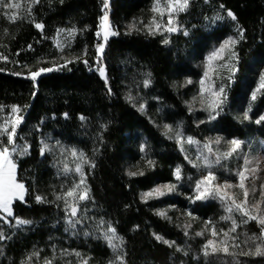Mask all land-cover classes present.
I'll list each match as a JSON object with an SVG mask.
<instances>
[{"label":"trees","instance_id":"16d2710c","mask_svg":"<svg viewBox=\"0 0 264 264\" xmlns=\"http://www.w3.org/2000/svg\"><path fill=\"white\" fill-rule=\"evenodd\" d=\"M7 2L20 7H0V57H6L0 58V109L10 112L18 106L25 112L15 141L27 153H16L15 159L18 179L27 191L23 201L14 202L10 223L0 220V232L7 237L0 240V264H20L33 252L39 255L26 264H110L117 255L124 264H264V255L242 254L254 253L264 241L251 239L260 235V226L241 223L239 213H233L238 227L230 233L236 237L230 241L237 245L230 247L235 255H203L210 232L196 233L204 230L205 222L217 231L232 227L230 220L220 219L228 213L217 200L141 199L142 191L172 182L178 166L186 170L184 153L158 124L180 125L199 136L186 103L191 87H184L183 81L199 77L198 62L235 27L243 31L236 46L237 71L228 84L227 107L212 128L229 138H264V120L256 122L264 116V93L251 103L247 96L256 72L264 67V0H191L175 18L177 31L162 27L156 34L148 30L155 27L153 19L162 25L166 19L161 21L152 11L154 0H108L106 9L103 0ZM13 12L19 17L15 22L8 19ZM105 12L118 35L108 38L101 54L97 32ZM36 23L43 24V30ZM61 27L77 33L65 50L53 41ZM101 67L107 83L98 71ZM39 69L52 70L33 81L30 72ZM145 79L151 81L148 87ZM247 105L250 118L237 116L236 106ZM45 143L52 151L41 155ZM68 149L83 152L95 167L73 158ZM77 163L83 165L90 199L79 203L81 222L72 227L63 200L56 196L80 181L79 173L63 171L64 164L75 169ZM129 171L138 174L129 176ZM37 196L44 202H37ZM175 204L191 216H184ZM162 208L166 217L157 214ZM16 219L31 223L17 226ZM109 223L124 238L117 252L103 237ZM156 235L174 245L158 241Z\"/></svg>","mask_w":264,"mask_h":264},{"label":"snow or ice","instance_id":"6c2138e0","mask_svg":"<svg viewBox=\"0 0 264 264\" xmlns=\"http://www.w3.org/2000/svg\"><path fill=\"white\" fill-rule=\"evenodd\" d=\"M34 2H38V0H34ZM104 2V8L106 9L108 7L107 0H103ZM191 0H154L152 11L159 15L160 20L164 21L165 17L166 23L163 25L160 22H157L154 18L152 21V24H154L153 27H149V33L150 34H156L157 32H160L162 27L163 30L167 32H175L177 31V28L174 26L175 24V18L179 15L181 12H185L190 4ZM0 7L8 8V9H17L20 7V4L18 3H9L7 0H0ZM6 15H8L6 13ZM228 16H230L233 20L236 19L234 14L229 11ZM18 15L13 12L11 15H8V19L11 22H15L16 19H18ZM35 27L37 29L43 30V24L36 23ZM100 27L103 31V44H98L97 49L98 52L101 54L103 53V49L105 44L108 41V38L110 36L118 35L116 31L112 29V26L110 25L108 21V13L105 12L104 15L101 17V23ZM131 27H135V25H132ZM59 32H63L65 30L60 29ZM74 32V30H69V34L71 35ZM101 35L100 32H97V36L99 37ZM240 39H243V31H240L239 33ZM237 39H234L232 37H229L226 39L218 49L214 50L206 59L205 64V72L204 77H209V67L211 65V62L213 60H220L223 59L224 52L226 49H229L231 46H234L237 43ZM164 43L167 44L168 40L165 39ZM59 46V42H58ZM235 53H233V56ZM6 59V57H0ZM71 62V61H69ZM87 63V61H85ZM52 69H39L35 72H30V78L35 81L36 78L44 71H51ZM100 76L105 79V82L107 83V77L105 74V70L103 67L98 69ZM151 83L150 79H145L144 86L148 87ZM187 83H191V81H187ZM201 85V100L202 102L204 100H207V108L211 112H217L218 109L221 108V105L224 103L226 96L224 94V88L220 87L219 89L214 88H205V79L200 80ZM110 91V89H109ZM258 93H264V73H262L259 77V84L255 90L251 93V99L255 101L257 99ZM129 100L133 99L131 96L128 97ZM144 106H140V110L143 111ZM12 113H18L20 109L16 106H13L11 109ZM218 114V113H217ZM247 113L245 114V119H247ZM81 119H85L84 117H81ZM210 119H215L214 115L210 116ZM262 120H264V116L260 117L259 120H257V123H260ZM22 122V117L16 116L8 117L3 125H0V136L5 137L3 141H0V212L6 213V216L0 217V220H3L5 222L7 221V217L13 216L12 212V203L14 200H24V196L26 194V189L23 183H20L16 179V164L13 161L12 152L19 151L20 154H26L27 148H20L16 149L15 147H12L10 149L9 146H12L15 144L16 140V133H17V127ZM167 132L172 131L171 126L165 125L164 126ZM170 139L173 137H169ZM175 139L177 143L181 146V150L184 151V143L187 144H198L199 142L194 140L192 137L184 138L182 133L177 131L175 133ZM216 145L220 144V139L217 138L215 141ZM243 142L237 139H233L231 141L227 142V150L225 151H219V149L215 150L212 147V142H208L203 144L202 149L200 151V155L196 157L195 160L190 161L192 163L193 167L197 168H207L211 169L213 165H219L224 160L231 159L234 154H237L241 150ZM52 151V148L49 147L46 143L43 144V146L40 149L41 155H43L45 152ZM61 151H65L64 149H61ZM68 152H70L71 156L73 158H76L80 161H83V163H89L91 167H95L94 163H90L87 158L85 157V154L83 152H78L76 149H68ZM140 151H145V146L141 145ZM210 157H214V159H210ZM198 161H200L198 163ZM148 163L151 165L153 162L148 161ZM260 163L261 161L259 159L255 160V162L251 159H249L246 155L243 156V164L241 167L236 171L235 176L237 177L238 183L232 184L228 183L227 181L223 184L214 183V181L217 180V177L212 171H208L206 175L202 176L200 179H198L195 183V191H196V200H207V199H218L221 204L224 207V210L228 215L221 216V220H230L232 222V227L228 231H224L223 229L217 231L215 225L211 224L210 221L205 222V228L203 231L197 232V236H204L205 232H210L211 238L206 239L205 243L202 245V253L205 257H208L210 255H215L217 253H224L226 255H235V253L230 252V247H237L235 244H230V241H234L236 237L231 236L230 233L236 232V229L238 227L236 220L233 218V213H239L241 217V223L247 224L250 221H255L260 226V235L259 236H253L251 239L256 240L259 239L261 241H264V207H261L262 204H264V184L260 185V197L259 199H255L256 194V187L254 184L255 179L257 178V173L260 171ZM252 165V167H250ZM63 171L65 173H68L70 171H75L76 173L80 174V181L78 183L73 184L70 186L65 192H63L61 195L56 196V200H63L66 214L69 217V224L72 227H75L77 223L81 222L80 218V208L79 203L81 201H86L90 199L89 196V190L85 184V177L83 172V165L82 163H77L75 166V169H70L67 164H64ZM129 176H135L138 173L134 171H129L127 173ZM142 175L143 173H139ZM174 176L177 180L181 179V168L178 166L174 171ZM252 178L253 185L251 189H249L245 181L249 178ZM81 185H84L82 188ZM175 188V185L173 184H165L157 186L147 192H144L141 194V199L145 202L149 198H158L160 196H163L166 194V192H171ZM239 189L240 193H242L243 199L239 200L237 199V196L239 193L232 192L230 193L229 189ZM250 192L253 196V200L250 203L249 202V195ZM43 197L37 196L36 200L37 202H44ZM255 213V214H254ZM158 215L165 216L166 212L159 211L157 213ZM189 216H191V213H188ZM17 226H23L26 224L31 223L27 220L22 219H16L15 221ZM99 224H104L105 222L103 220L98 222ZM211 225V227H209ZM190 227V225H185V228ZM187 231L185 232V235H187ZM85 235H89V233H85ZM223 237L220 239V237ZM103 237L106 240L108 246L113 250V252H117L118 249H121L124 245V238L121 236H118L116 233V229L112 227V225L109 223L105 231L103 232ZM3 232H0V240L6 239ZM158 241H162L163 243L169 245L172 247L174 245V242H170L167 240H164L163 237L156 235L155 237ZM178 251L180 249H177ZM243 255H264V247L261 245H257L254 253H242ZM38 252H33L28 255L26 258L27 262H30L34 256H38ZM77 256H79V253H76ZM25 260H22L20 264H26ZM45 264H51V261L46 260ZM83 264H87V261H84ZM110 264H124V259L122 255H117L116 260L113 262H110Z\"/></svg>","mask_w":264,"mask_h":264},{"label":"rangeland","instance_id":"374dc122","mask_svg":"<svg viewBox=\"0 0 264 264\" xmlns=\"http://www.w3.org/2000/svg\"><path fill=\"white\" fill-rule=\"evenodd\" d=\"M156 15H158V14H156ZM219 18H220V15L214 17L215 20H217ZM165 19H167V17H165ZM108 21L110 23L109 14H108ZM174 26H175V24H174ZM60 29H63L65 31H63V32L57 31L55 36H54L53 41L59 50H65L67 47H69L72 44L77 33L72 28L61 27L58 30H60ZM69 30H74V32L70 35ZM100 33H101V35H100L101 44H103L104 43L103 31H102L101 27H100ZM229 37L237 39V41H238L239 27H235V31L233 33H231V32L227 33L222 39H220L219 41L214 43L212 45V47L209 49V51L207 52V54L205 55V58L198 62L197 69L199 70L200 74H199V77L197 79L192 80L191 78H186L183 81L184 87H188V88L191 87L190 88L191 89L190 90V92H191L190 97L187 99L186 103H187L190 111L194 115V123H195L194 127L197 128L196 130H197V133L199 136L186 133L184 131L183 127H181L180 125H170L167 123L158 124L159 128L162 130V132L164 134L167 131L164 126L165 125L171 126L172 131L167 132V136L173 137L171 139L174 140L175 142H177L175 139V133L177 131H179L182 133L184 138L192 137V138H194V140L198 141L199 143L198 144L184 143V145H183L184 151H182V150L181 151L184 153V155L187 159V168H186V170L181 169V179L180 180H177L175 178L172 182L158 183L153 187V188H155V187L160 186V185L173 184V185H175L174 190L171 192H166L165 195L160 196L158 198H149L147 200H150V199L161 200V199H166V198L182 197L183 199L187 200L188 203H191V202L196 200L195 199V196H196L195 183H196V181L198 179H200L202 176L206 175L209 170L212 171L215 174V176L217 177V180L214 181V183L223 184L224 182L227 181L228 183L236 184V183H238V180H237V177L235 176V173L243 164V156L244 155H246L249 159L253 160L254 162L257 159H259L261 161L260 171L257 173V178L254 181L255 187L257 189L256 194H255V199H257V200L259 199L260 190H261L260 185L264 184V138H262L260 136H256V135H254L250 138H245V139L229 138V137H226V136L222 135L221 133L215 131L212 128V125H213L215 119L221 113H224V111L227 107L228 84L233 83L232 76L237 71L236 62H237L238 56H237L236 46H237L238 42L234 46H231L229 49L225 50V52L223 54V56H224L223 59L213 60L211 62V65L209 67V77H204L205 64H206V59L210 55V53H212L214 50L218 49L220 47V45ZM58 42H59V46H58ZM233 53H235L234 56H233ZM44 72H47V71H44ZM262 73H264V67L259 69L256 72V77L254 79V82L251 85V88H249V90L247 92L248 93L247 94L248 101H250V103L253 101L251 99V93L253 90H255L257 88V86L259 84V77ZM202 78L205 79L204 87L206 89L209 87L214 88V89H219L220 87L224 88V94L226 96V99H225L224 103L221 105V108L217 110V112H211L207 108V100H204L203 102L201 100L200 80ZM187 81H191V83H187ZM16 107H18V106H16ZM234 111H235V113H237V116H239V117L245 118L246 113L248 116L247 119H249L251 116V114H250L251 110L248 108V105L247 106H236V109ZM211 115H214L215 119H210ZM16 116L22 117V122H23L24 118H25V112H22L20 110L18 113L14 114V113H12L11 110H10V112H6L3 108L0 109V125H3L4 121L8 117L15 118ZM217 138L220 139L219 145L215 144V141ZM4 139H5V137L0 136V141H3ZM233 139L240 140L243 142V144L241 146L240 152L237 154H234V156L231 159L224 160L219 165H213L211 169L193 167L192 163H190V161L195 160L196 157L198 155H200V151L202 149L203 144L208 143V142H212V147H213L214 151L219 149V151L222 152V151L227 150V147H228L227 142L231 141ZM9 147H10V149L12 147H15L16 149H20V148H24L25 146H23L22 143L20 144V143H17L15 141V144L12 146H9ZM179 147L181 149L180 145H179ZM16 153L19 154V151L12 152L13 161L16 164V179L20 183H23L18 179V165H17L16 159H15ZM210 159H214V157H210ZM199 162L200 161H198V163ZM250 167H252V165H250ZM245 184L249 189H251V187L253 185L252 178L250 177L248 180H246ZM24 186H25V184H24ZM25 189H26V186H25ZM228 191L230 193H232V192L239 193V195L237 196L238 201L243 199L242 193H240V190L238 188L237 189H229ZM144 192H147V191H142L141 194ZM25 198H26V194L24 196V199ZM209 200H217L218 202H220L218 199H207V200H201V201H209ZM252 200H253V196L250 192L249 202L251 203ZM15 201H18V200H14L12 203V206H11L13 215H14L13 204ZM164 202L165 201H163V204H164ZM175 207L180 209L179 208L180 206L178 204ZM261 207H264V204H262ZM160 211H164V208H162ZM180 212L184 216H187L189 213V210L188 209H186V210L180 209ZM3 216H6V213L0 212V217H3ZM11 217H13V216H11ZM9 218L10 217H7V221L9 220Z\"/></svg>","mask_w":264,"mask_h":264}]
</instances>
